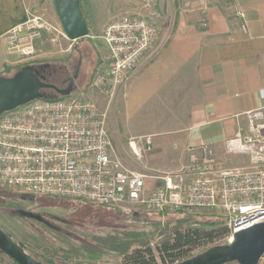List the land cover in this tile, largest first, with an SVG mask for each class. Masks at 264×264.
Here are the masks:
<instances>
[{"label":"built area","instance_id":"1","mask_svg":"<svg viewBox=\"0 0 264 264\" xmlns=\"http://www.w3.org/2000/svg\"><path fill=\"white\" fill-rule=\"evenodd\" d=\"M42 37L53 44L70 41L60 24L32 16L8 31L4 42L10 54L25 62L36 56ZM88 37L107 50V71L92 86L109 100L161 48L157 25L137 15L108 23L99 34L89 31ZM243 116L245 126L224 142L223 151L242 157L243 166L227 165L209 145L199 143L187 149V162L177 170L143 165L136 172L116 155L105 115L92 101L35 100L0 115V189L81 201L123 216L213 211L225 218L224 241L230 243L235 233L264 222V108ZM127 147L142 164L151 137L129 139Z\"/></svg>","mask_w":264,"mask_h":264},{"label":"crops","instance_id":"2","mask_svg":"<svg viewBox=\"0 0 264 264\" xmlns=\"http://www.w3.org/2000/svg\"><path fill=\"white\" fill-rule=\"evenodd\" d=\"M81 6L93 34L124 12L153 20L158 28L161 48L118 88L108 110V134L114 151L127 157L125 136L129 141L139 135L135 128L143 126L133 122L148 105H171L169 111L183 114V125L153 134L151 150L131 170H177L187 162V149L199 143L219 157L224 142L245 126L244 113L264 108V0H81ZM32 16L60 23L53 0H0V73L28 64L7 51L4 37ZM48 43L46 37L37 41V56L46 54ZM103 55L106 72L107 50Z\"/></svg>","mask_w":264,"mask_h":264},{"label":"rangeland","instance_id":"3","mask_svg":"<svg viewBox=\"0 0 264 264\" xmlns=\"http://www.w3.org/2000/svg\"><path fill=\"white\" fill-rule=\"evenodd\" d=\"M112 6L115 11L119 8L117 3L112 4ZM125 7L122 6V9ZM131 7L141 8L136 5ZM99 14L102 17L104 12L99 9ZM127 15L133 14L124 12L120 18ZM41 18L49 21L47 17ZM72 44V41L66 40H59L55 44L49 41L46 47H43L45 55L37 56L36 53L33 60L25 62L49 64L42 71L43 81L57 89L66 88L69 80L77 75L69 97L92 101L99 112L104 113L108 131V110L113 105L117 92L109 100L107 96L92 86L96 77L105 74L103 52L106 51V48L102 43L86 37L77 44L78 53L75 54L71 48ZM44 93L48 94V91L45 90ZM171 107V105L163 104L145 107L133 122L135 125H142L143 128H135L139 135L132 137H135L136 140L145 136L152 138L153 134L156 133L179 130L183 125V119L181 120L183 114L177 111H169L168 109ZM115 122L120 125V120ZM128 138L126 135L123 143L127 157L122 154L123 152L119 148L115 149V153L129 168L135 167L136 164L139 166L140 163L136 162L127 147ZM219 158L230 166H243L245 164L242 157L225 156L224 152L220 154ZM0 191L6 193L0 194V229L16 243H22L41 253L53 256L65 264H131L130 262L125 263V260L138 248H149L154 255L155 264H169L170 261L167 260L166 256L165 261L158 256V247L162 243L170 241L177 229L186 231L192 228V222L183 221L187 217H192L193 221H214L226 225L225 218L213 211H202L194 216L139 212L138 216L134 218L133 216H123L111 208L47 197H35L31 201L26 200L25 195L7 189H0ZM17 210L37 214L47 219L45 221L59 230L48 228L33 220L22 219L16 215ZM217 227L219 226H215V229ZM203 229L209 230L210 227L204 226ZM88 240L98 246L94 247V245L88 244ZM110 241L125 245L124 253H108L102 249ZM220 241L221 239H215L211 243H204L195 248L184 246L182 251L185 253L182 259L194 257L202 253L203 250L216 246ZM3 262L8 263V259H4ZM258 264H264V255Z\"/></svg>","mask_w":264,"mask_h":264},{"label":"water","instance_id":"4","mask_svg":"<svg viewBox=\"0 0 264 264\" xmlns=\"http://www.w3.org/2000/svg\"><path fill=\"white\" fill-rule=\"evenodd\" d=\"M60 25L67 38L75 42L89 35V28L79 7V0H53ZM69 80L64 89H57L44 83L42 73L31 66H25L12 77H0V115L39 99H46L45 90H53L57 95L67 98L73 90L74 80ZM34 200V196H25ZM22 219L43 223L54 229L41 216L30 211L17 210ZM0 252L16 264H42L0 229ZM264 255V222L233 235V240L225 245L213 246L202 253L176 264H258Z\"/></svg>","mask_w":264,"mask_h":264},{"label":"trees","instance_id":"5","mask_svg":"<svg viewBox=\"0 0 264 264\" xmlns=\"http://www.w3.org/2000/svg\"><path fill=\"white\" fill-rule=\"evenodd\" d=\"M79 7L81 10V13L83 15V18L85 19V22L88 26V19L82 9L81 6V0H79ZM85 39V38H84ZM84 39L77 40L73 42L71 48L74 50V53L77 54V44L79 42H82ZM73 53V55H74ZM25 66H31L34 68V70L41 72L42 69L45 67L49 66L47 63H41V62H33V63H28L26 65H21L15 71H11L9 68H5L1 73L0 77L2 78H9L12 77L16 72L20 71L23 67ZM48 94H46V99L48 100H56V99H63L64 97H61L57 95L53 90H47ZM6 194L3 191H0V194ZM49 198V197H47ZM54 199V198H53ZM58 200H63V199H58ZM64 201H72V202H77L80 204H86L81 201H76V200H64ZM106 208V207H105ZM134 218L138 216V213L132 215ZM185 216V215H184ZM51 218H54L51 216ZM44 220H47L43 218ZM197 219V218H196ZM184 222H192V228L187 229L186 231H180V228L177 229L171 238L170 241H167L165 243H162L160 247H158V256L165 261V256L168 261H170L169 264H176L181 261H184L182 258L184 256V251H182V248L189 247V248H195L198 245H202L204 243H211L215 239H221L220 243H218L216 246L219 245H225L226 243L224 242L227 234H228V229L226 225L222 223H216L214 221H207V222H202V221H193L192 217H187L186 220H183ZM219 226L215 229V226ZM204 226H209L210 229L206 230L203 229ZM86 242V241H85ZM88 244L94 245L95 243L90 242L89 240L87 241ZM86 242V243H87ZM20 247L23 248V250L30 255L33 259L36 261L42 263V264H65L64 262L60 260H56L53 256H49L47 254L41 253L33 248H30L22 243H18ZM142 244V243H141ZM98 246V245H94ZM125 245H119L116 244L113 241H110L103 247L102 249L106 250L108 253H115V254H123L125 251ZM101 247V245H100ZM209 249V248H207ZM205 249V250H207ZM203 250V252L205 251ZM191 258V257H188ZM185 258V259H188ZM8 259V263H4L3 260ZM130 262L131 264H155V258L152 253V251L147 248V249H135L125 260V263ZM0 264H16L9 258H7L3 253L0 252Z\"/></svg>","mask_w":264,"mask_h":264},{"label":"flooded vegetation","instance_id":"6","mask_svg":"<svg viewBox=\"0 0 264 264\" xmlns=\"http://www.w3.org/2000/svg\"><path fill=\"white\" fill-rule=\"evenodd\" d=\"M43 70H44V69H42V70H41V72H42ZM32 201H33V200H32ZM54 221H55V220H54ZM42 224H43V223H42ZM43 225H44V224H43ZM54 230H59V229H57V228H54Z\"/></svg>","mask_w":264,"mask_h":264}]
</instances>
